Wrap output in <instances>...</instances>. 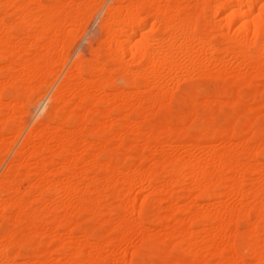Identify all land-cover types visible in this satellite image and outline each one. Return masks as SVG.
Listing matches in <instances>:
<instances>
[{"label":"bare ground","instance_id":"bare-ground-1","mask_svg":"<svg viewBox=\"0 0 264 264\" xmlns=\"http://www.w3.org/2000/svg\"><path fill=\"white\" fill-rule=\"evenodd\" d=\"M207 4L217 43L197 25ZM94 12L102 13L101 40L94 49L97 34L88 36V57L79 38ZM115 71L127 75L126 89ZM190 72L221 84L211 94L198 86L187 108L173 110V85ZM230 85L263 94L252 106ZM40 94L35 107L49 99L0 174V264H131L165 258L160 252L175 243L189 256L166 264L264 262V160L256 156L264 145V121H256L264 117V0H0V166ZM211 105H230L223 124L205 112ZM188 117L201 120L204 138L180 135ZM250 208L241 240L248 262L236 234ZM85 213L94 227L109 225L95 243L77 234Z\"/></svg>","mask_w":264,"mask_h":264},{"label":"rangeland","instance_id":"rangeland-1","mask_svg":"<svg viewBox=\"0 0 264 264\" xmlns=\"http://www.w3.org/2000/svg\"><path fill=\"white\" fill-rule=\"evenodd\" d=\"M43 1H45V2H50V1H52V0H43ZM111 2V1H110ZM209 2V0H207V3ZM95 14H92V16H91V21H90V18H89V24L87 25L88 26V30H87V33L84 35V37H83V34H84V32H83V34L81 33V35L82 36H80V38H79V43H81V45L80 46H78V48H80V50L79 51H83L84 53H85V51H86V53L87 54H85L86 56H88V57H90V54H89V51L87 50L88 48H87V44H88V40L87 39H89V37L90 38H93V37H95L96 36V34H97V27H98V21H99V19L101 18V14L102 13H99V15H98V13L96 14V12H94ZM208 14H209V6H208V4H207V8H206V12H205V15H204V17H203V14H201V15H199L198 17H197V25H198V28L199 29H202V27H204L207 31H205L206 33L208 32V31H210V32H208L207 33V36H208V38H210V40L212 41V42H215V43H217V42H220L221 41V36H220V34H218V32L216 31V30H214V29H209V26H208V23H207V18L206 17H209L208 16ZM98 16V17H97ZM95 17H97V18H95ZM96 19V21H94L95 19ZM97 24V25H96ZM95 27V28H94ZM93 28V29H92ZM208 28V29H207ZM96 29V30H95ZM91 30V31H90ZM89 31V32H88ZM95 32V35H93V33ZM82 32V31H81ZM216 32V33H215ZM212 33V35L215 33V35H213V36H211L210 34ZM87 35V36H86ZM93 35V36H92ZM89 36V37H88ZM88 37V38H87ZM97 38H96V40H95V42H93V48L94 49H97L98 48V46H99V43H100V35H98L97 34V36H96ZM216 38H218V39H216ZM83 39V40H82ZM86 39V40H85ZM82 40V41H81ZM84 41H85V43H84ZM83 42V43H82ZM85 45V46H84ZM82 46H84L83 47V49H81V47ZM85 49V50H84ZM89 54V55H88ZM75 58V56L73 57V59ZM64 74V72H61V73H59L60 75H58V77H59V79H58V77L56 78V83H55V88H56V84H58V82H60L61 81V79H62V77L61 76H63V74ZM121 73V74H120ZM191 74H188V73H186L187 74V76H186V74H184L183 76H181V82L178 84H174L173 85V87H177V85H179L178 86V88L177 89H174L175 91H173V95H172V97H171V101L169 100V106H172L171 108L173 109V110H176V108L178 109L180 106L181 107H183V108H187V106H188V104H183L184 102H185V100H186V98L187 97H190V96H192V95H195V94H197V93H201L202 92V89L201 90H199L200 88L198 87V86H200L201 85V87L203 86V85H205L204 87H202V88H204L203 89V91H206V93H204V92H202L203 94H208V91L210 92L209 94H211L212 93V91H213V89L215 88V87H217L219 84H221V82L219 81L218 82V80H216V79H213L212 77H200V74L199 75H197V73H193V72H190ZM120 74V75H119ZM193 74V75H192ZM115 75V76H114ZM196 77H195V76ZM112 76H114V82H115V84L117 83V86L119 85V87H122V88H127L128 87V77H127V75L126 74H124V73H122L121 71H115V73L113 72V74H112ZM61 77V78H60ZM184 78V80L182 81V79ZM187 77H188V79H187ZM193 77V78H192ZM185 78L187 79V80H185ZM59 80V81H58ZM205 83V84H204ZM219 83V84H218ZM216 84H218V85H216ZM210 86V90H209V86ZM252 85H254L255 86V83H253ZM54 86H53V89H52V91L54 90ZM185 86V87H184ZM207 86V90H205V87ZM236 86H238V87H236ZM254 86L252 87L251 85H249V86H240V88H239V85H230L229 87H230V91L232 92V91H234V88H235V91H234V93L235 92H238L240 95H241V97H242V100L244 101V102H248V104H252V106L253 105H255V104H258V100H259V98H260V95H262L263 93H258V94H252V91L251 92H249L250 91V88L251 89H253L254 88ZM198 88V89H197ZM236 88H237V90L238 91H236ZM244 88V89H243ZM212 89V90H211ZM46 90V89H45ZM193 90V91H192ZM242 90V91H241ZM246 90H249L248 92L246 91ZM201 91V92H200ZM241 91V92H240ZM44 92V90L43 91H41V93H43ZM191 92V93H190ZM245 92L246 93H249V95L250 96H248V94H246V96H245ZM175 93V94H174ZM179 93H183V95H181V94H179ZM194 93V94H193ZM253 95H251V94ZM38 96H40L39 98H38ZM50 96V95H49ZM49 96L46 98V100L45 101H43V103H42V105L38 108V107H35L36 105H38L40 102H41V98H42V94H40V95H37L36 97H35V99H36V101H35V99H34V105H33V113H35V114H33L32 113V115H31V118H32V120L31 121H29V124L27 125V128H26V130H25V132L23 133V137L21 136V140H19V142L17 143V145L16 146H14V148L13 149H11L12 151L11 152H6L5 154H2V156H3V158L4 157H7V155H8V157H7V160H6V162L4 163V165H3V167L2 166H0V174H1V172L3 171V169L5 168V166H6V164H7V162H9L8 160L9 159H11V157H13V152H16V150L15 149H18V147H19V145H20V143L23 141V139H24V137H25V135H27V132L30 130V128L33 126V124H34V122L36 121V119L38 118V116H39V113H40V111L42 110V108H43V106L45 105V103H46V101L49 99ZM245 96V97H244ZM252 96V97H251ZM175 97H177V99L175 98ZM248 97V98H247ZM251 97V98H250ZM188 99V98H187ZM226 99V98H225ZM247 99V100H246ZM249 99V100H248ZM183 100V101H182ZM174 102V103H173ZM255 103V104H254ZM185 105V106H184ZM38 108L37 109V111L35 112V108ZM211 107V108H210ZM208 106V108L206 107L205 108V112H207V111H211L212 113L213 112H215V114L214 115H216L215 116V118H217V119H219L220 121H218V120H216L217 121V123H219V124H223V118L226 116V114L230 111V109H231V107H230V105H224L222 108L219 106V105H214V106ZM255 107V106H254ZM254 113H256L255 114V116L253 115ZM219 114V115H218ZM251 114L254 116V117H257L258 115H257V111L255 110H253V112H251ZM133 115V116H132ZM131 116L133 117V118H135L136 116L134 115V114H132ZM221 115V116H220ZM251 115V117H253ZM257 115V116H256ZM112 116H116V114L114 115V114H112ZM222 117V118H221ZM261 117V118H260ZM259 118L260 119H256V121L258 120V122H257V125H258V123L259 122H263L264 121V117L263 116H260ZM188 118H191V117H188ZM188 118H186V119H183V118H181V119H179L180 120V122H182V124L184 125V124H186V121H187V125H186V128H188V129H186V128H184L185 130H184V132H182L180 135H183L184 137L185 136H189V135H191V137H193V138H198V139H202V138H204V133H202L201 132V130H200V128H199V126H196V124L198 123V125L201 123V120L200 119H192L193 121L191 122L190 120L191 119H188ZM178 119V117H175L174 118V120H177ZM186 120V121H185ZM190 122H189V121ZM196 122V123H195ZM190 123V124H189ZM256 123V122H255ZM189 124V125H188ZM193 124V128H192V125ZM256 125V124H255ZM191 126V127H190ZM185 127V126H184ZM198 129V130H197ZM185 134V135H184ZM192 134H194V135H192ZM197 135V136H196ZM12 136V135H11ZM11 136H9L11 139H12V137ZM247 136L249 137L250 136V134L248 135L247 134ZM13 138H15L14 137V135H13ZM193 138H191V139H193ZM10 139V140H11ZM9 140V142L11 143V141ZM13 140V139H12ZM13 142H14V140H13ZM115 142L116 141H113V143L111 142V147H112V152L113 153H111V155H110V157L109 158H111L112 159V157L114 158V160H116V158H117V155H116V152H117V148H115L116 147V144H117V142H116V144H115ZM248 144H250L249 142H248ZM13 146V144L12 145H9V147H8V149H10L11 147ZM260 149V150H259ZM10 151V150H9ZM169 153L171 152V151H173L174 153L177 151V152H179L180 150L179 149H177V148H174V147H170L169 148ZM198 151H200V150H198ZM263 151V152H262ZM147 152H148V150H147ZM149 152H151V151H149ZM172 152V153H173ZM197 152V151H196ZM8 153V154H7ZM10 153V154H9ZM198 153V152H197ZM113 154H115V155H113ZM151 154V153H150ZM199 155L201 154L200 152L198 153ZM256 156L258 157V160L260 159V161H263L264 160V145H262V148H261V146H259V148L257 149V151H256ZM116 158H115V157ZM2 158V157H1ZM121 158L122 159H124V155H121ZM151 158H152V156H151ZM151 158H149V160H148V163H150V162H152V159ZM151 159V160H150ZM133 162L135 161V162H137L136 160H132ZM147 163V162H146ZM167 171H168V168L167 167H163L162 168V170H161V173H160V176L162 177V176H164L166 173H167ZM95 173H91V175L93 176ZM161 174H163V175H161ZM76 180H79L78 178H76ZM178 188V187H177ZM176 188V189H177ZM218 189H217V193H221V191L223 190V188H222V186H220V184L218 185V187H217ZM139 189V188H138ZM112 190H107V193H109L108 194V203L110 204V205H112V207L113 208H117V207H119V205H120V201H118V200H116L113 196H112ZM180 192H182V193H180ZM175 193L176 194H178V193H180L179 195H181V194H183V193H185V191H183V190H180V189H178V190H175ZM92 196L93 195H95L94 193H92L91 194ZM58 199V198H57ZM224 199V198H223ZM58 200H60V198L58 199ZM180 201L182 202L183 201V199L181 200L180 199ZM184 201H185V199H184ZM119 204V205H118ZM117 205V206H116ZM248 214H249V217H248V215H245V216H240L239 218H237V227H238V233L236 234V249H237V251L238 252H240L241 254H242V256L244 257V259L246 260V261H248V262H251V256H250V254H249V251L248 250H245L244 248H243V246H242V242H241V240L243 241H245L246 239H247V237L245 238V236H246V234H245V232H246V230H247V227L248 226H246V225H249V223H248V221H253V219H254V217H252V216H255V210H253V208H250L249 210H248ZM252 214V215H251ZM81 219V220H80ZM242 219V220H241ZM246 219V220H245ZM80 222V223H79ZM247 222V223H246ZM77 223H79V224H77V228H76V230H77V234L78 233H80V234H82V233H84V232H86L87 234L89 233V235L91 236H93V237H91V241L92 242H96L97 241V238L96 237H98L99 235H101L102 233H104V231L106 230V229H108V224H103V225H100V226H98V227H94V226H96L95 225V222L94 221H92V220H90V216L88 215V214H82V215H80L78 218H77ZM245 223V224H244ZM82 225H83V227L85 228V230H83L82 229ZM3 228H5L4 226H3ZM3 228H1V233H3L4 231H5V229H3ZM80 228V229H79ZM160 229H161V227H159ZM246 228V229H245ZM240 229L241 230H243V232L244 233H242V231L240 232ZM243 234V236L244 237H242L241 235ZM136 235L137 234H133V236H134V238H135V240L137 241L138 239H139V235H137L138 236V238L136 237ZM243 239H242V238ZM133 238V239H134ZM240 244H241V246H240ZM172 245V244H171ZM176 246V247H175ZM171 248L169 249L170 250V252H167V249L166 250H163V251H161L160 253V255H162V256H165V258L164 257H160V256H157V255H153V256H151V257H149V258H147V259H145L144 261H141L140 259H134L133 261H132V263L131 264H166L167 263V261L168 260H173L174 258H187L189 255L187 254V252L185 251V249H181L182 248V246L179 244V243H175L174 245H172V246H170ZM174 247H175V249H174ZM174 250H173V249ZM149 250H146V252H148ZM166 253H169V254H166ZM107 255V254H106ZM164 258V259H163ZM16 260H17V262L19 263H21L22 262V260L24 261V258H20V257H18V258H16ZM136 260H138V261H136ZM149 260V261H148ZM257 264H264V262H257Z\"/></svg>","mask_w":264,"mask_h":264}]
</instances>
